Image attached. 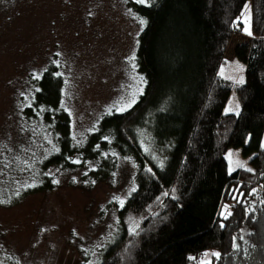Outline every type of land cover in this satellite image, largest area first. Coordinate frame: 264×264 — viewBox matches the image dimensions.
<instances>
[{"label": "trees", "instance_id": "16d2710c", "mask_svg": "<svg viewBox=\"0 0 264 264\" xmlns=\"http://www.w3.org/2000/svg\"><path fill=\"white\" fill-rule=\"evenodd\" d=\"M247 3L251 35L233 52L245 82L234 84L220 71L242 34ZM127 4L144 21L134 53L145 84L138 101L106 113L77 139L62 66L49 61L30 76L21 102L24 119L50 142L29 163L0 158L19 179L0 190V207L53 191L54 170L85 171L92 186L113 179L128 160L136 189L118 209L119 233L98 264H264V0ZM232 92L237 115L224 113ZM230 150H241L247 166L229 173Z\"/></svg>", "mask_w": 264, "mask_h": 264}, {"label": "rangeland", "instance_id": "374dc122", "mask_svg": "<svg viewBox=\"0 0 264 264\" xmlns=\"http://www.w3.org/2000/svg\"><path fill=\"white\" fill-rule=\"evenodd\" d=\"M251 18L247 3L238 20L242 34L230 45L220 71L234 84L245 82V66L233 52L250 36ZM142 28L127 0H0V158L21 156L29 163L50 142L24 119L21 99L31 89L30 76L52 59L63 69L64 103L77 139L93 131L106 113L131 109L145 85L134 62ZM240 112L232 92L224 113ZM227 156L229 173L249 161L241 150ZM12 172L0 160L2 192L18 183L10 178ZM84 173L54 170L53 191L0 207V264L99 263L103 249L119 233L117 211L136 189V169L131 161H121L113 179L92 186L83 182Z\"/></svg>", "mask_w": 264, "mask_h": 264}, {"label": "snow or ice", "instance_id": "6c2138e0", "mask_svg": "<svg viewBox=\"0 0 264 264\" xmlns=\"http://www.w3.org/2000/svg\"><path fill=\"white\" fill-rule=\"evenodd\" d=\"M137 2H139V3H146L147 0H137ZM141 23L143 24L144 21H141ZM248 34L251 35L250 32H249ZM240 82H242V81H240ZM230 155H231V154H230ZM236 164H237V166H242L238 161L236 162ZM120 203H121V205H122V204H123V201H121Z\"/></svg>", "mask_w": 264, "mask_h": 264}]
</instances>
